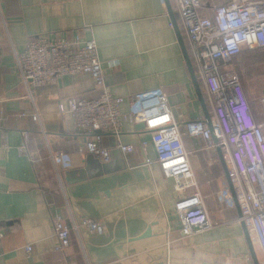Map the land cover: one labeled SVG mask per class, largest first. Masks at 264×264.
Returning a JSON list of instances; mask_svg holds the SVG:
<instances>
[{"label":"crops","instance_id":"obj_1","mask_svg":"<svg viewBox=\"0 0 264 264\" xmlns=\"http://www.w3.org/2000/svg\"><path fill=\"white\" fill-rule=\"evenodd\" d=\"M169 4L190 58L174 1ZM77 31L96 41L106 87L124 98L123 113L137 107L131 94L160 87L180 129L204 118L166 2L0 0V264H260L262 245L253 234L246 238L237 207L227 208L216 198L227 183L217 149L206 148L200 138H183L213 222L186 236L174 205L195 187L177 189L176 179L163 174L151 131L141 122L123 120L117 134H101L110 155L103 161L85 151L83 134L69 113L57 108L70 96L95 97L98 89L89 76L63 75L34 88L30 98L16 66L27 39ZM259 104L252 116L264 130V98ZM35 111L39 121L31 118ZM24 131L29 140L20 152ZM119 144H131L133 151L124 155ZM58 151L67 165L52 160ZM57 214L70 230L65 248L54 235ZM89 220L102 232L87 226Z\"/></svg>","mask_w":264,"mask_h":264},{"label":"built area","instance_id":"obj_2","mask_svg":"<svg viewBox=\"0 0 264 264\" xmlns=\"http://www.w3.org/2000/svg\"><path fill=\"white\" fill-rule=\"evenodd\" d=\"M159 1L165 3V0ZM173 1L197 78L207 97L217 143L213 142L204 118L186 121L180 129L160 87L131 94L130 101L137 107L123 113L124 98L113 95L106 87L96 41L93 37L84 38L78 31L72 36L56 32L29 37L23 50L16 55L17 74L28 88L31 99L34 88L63 75H87L92 79L98 89L95 97L70 96L65 103L59 102L57 108L61 113H69L75 130L83 134L85 151L103 161H108L110 155L101 143L102 133L117 134L123 120L141 122L151 131L156 160L163 174L176 179L177 189L195 187L189 195L178 198L174 205L186 236L210 229L213 222L197 188L183 138H200L211 150L219 147L228 162L241 211L237 221L245 224L264 250V130L252 116L238 73L229 67L232 58L243 49L259 48L264 52V0ZM31 118L39 121V114L35 111ZM28 140L29 134L24 131L20 152H26ZM118 148L124 155L133 151L131 144H119ZM51 158L55 163L67 165L63 152H55ZM216 198L227 208L235 207L227 183L221 185ZM87 226L97 233L102 232L98 222L89 220ZM53 227L59 246L67 247L70 230L60 214L54 216ZM30 249L26 246L28 252ZM260 264H264V257Z\"/></svg>","mask_w":264,"mask_h":264},{"label":"water","instance_id":"obj_3","mask_svg":"<svg viewBox=\"0 0 264 264\" xmlns=\"http://www.w3.org/2000/svg\"><path fill=\"white\" fill-rule=\"evenodd\" d=\"M165 2L167 3L168 13H169V16H170V20H171L172 26L175 29V32L177 34L179 43L181 44V47H182V50H183V54H184V58L186 60V65H187L188 70H189V72L191 74V78H192V81L194 83L198 99H199V101H200V103L202 105V110H203V113H204L205 121L207 122V124L209 125V127L211 129L212 140H213L214 143H217V138H216V136H215V134L213 132L212 126H211V117H210V114H209V111H208V108H207V104L205 102L204 96H203L202 91L200 89L199 80L197 78V75L195 74L191 59L189 58V55L187 53L186 46H185L183 38L181 36V33H180V30H179V27H178V24H177L173 9H172L171 5L169 4V0H165ZM216 149L218 151V154H219V157H220V161H221V163L223 165L225 177H226V180H227V183H228V187H229V189H230V191H231V193L233 195V198H234V201H235V206L238 209L239 216H241V211H240L239 205H238L237 200H236V196H235V192H234V189H233V184H232V181H231V178H230V175H229V170H228L227 163H226L225 158H224V156H223V154L221 152V149L219 147H217ZM241 223H242V226H243V229H244L245 236L249 240L250 236H249V232L247 230V227L245 226V224L243 222H241ZM256 264H259V263L257 262Z\"/></svg>","mask_w":264,"mask_h":264},{"label":"trees","instance_id":"obj_4","mask_svg":"<svg viewBox=\"0 0 264 264\" xmlns=\"http://www.w3.org/2000/svg\"><path fill=\"white\" fill-rule=\"evenodd\" d=\"M191 61L193 62L192 55L190 56ZM232 69L238 72L240 77L243 89L249 92L250 85L248 86L247 82L252 79L259 78L264 76V70L260 68L264 64V52L259 49H243L240 53L235 55L230 61ZM205 102L206 97H204ZM251 112L253 115V107L260 105L259 102H251Z\"/></svg>","mask_w":264,"mask_h":264},{"label":"rangeland","instance_id":"obj_5","mask_svg":"<svg viewBox=\"0 0 264 264\" xmlns=\"http://www.w3.org/2000/svg\"><path fill=\"white\" fill-rule=\"evenodd\" d=\"M229 67L232 68L231 65ZM260 68L264 70V64L261 65ZM247 84L248 86L250 85V89H249L250 96L252 99H254L255 102H259V99L262 100V98H264V76H260L259 78L249 80ZM40 87L41 86L37 88Z\"/></svg>","mask_w":264,"mask_h":264}]
</instances>
